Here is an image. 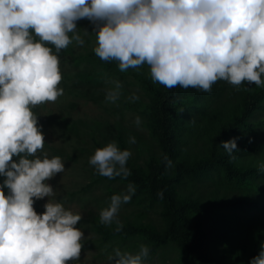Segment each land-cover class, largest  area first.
I'll list each match as a JSON object with an SVG mask.
<instances>
[{
    "label": "clouds",
    "instance_id": "obj_1",
    "mask_svg": "<svg viewBox=\"0 0 264 264\" xmlns=\"http://www.w3.org/2000/svg\"><path fill=\"white\" fill-rule=\"evenodd\" d=\"M83 19L94 26L92 34L78 29ZM93 36L100 60L117 62L121 73L146 64L152 82L168 89L210 93L221 80L237 89L244 82L264 87V0H0V264L80 260L84 232L77 225L83 217L51 199L55 191L48 181L65 172V164L44 152L33 109L64 95L61 51L74 42L83 47L85 37ZM113 83L106 102L120 99L123 85ZM220 147L235 160L236 139ZM131 155L113 141L96 149L89 164L101 177L127 179ZM164 159L170 168L172 161ZM135 192L129 184L113 195L99 223L115 221V232H121V205ZM158 196L163 199V191ZM45 198V211L38 214L34 205ZM149 252L144 244L135 254L116 248L109 260L143 264ZM250 264H264V245Z\"/></svg>",
    "mask_w": 264,
    "mask_h": 264
},
{
    "label": "trees",
    "instance_id": "obj_2",
    "mask_svg": "<svg viewBox=\"0 0 264 264\" xmlns=\"http://www.w3.org/2000/svg\"><path fill=\"white\" fill-rule=\"evenodd\" d=\"M80 60L95 66L96 72L80 74L88 82L104 79L116 67L115 61L104 62L95 53ZM145 68L135 76L148 96L142 111L160 154L144 166L126 165L131 171L127 179L103 177L84 193L103 181L126 188L132 184L136 192L126 205L162 209L164 228L127 222L116 233V225H102L93 217L87 221L98 238L82 250L94 248L100 256L116 248L137 253L144 244L150 249L146 259L175 248L181 264H250L264 245V170L244 161L264 154V144L259 143L264 134L252 137L264 130V87L244 82L237 89L221 80L210 93L191 87L168 89L153 83ZM233 137L240 144L232 154L235 160L220 147ZM120 147L126 150L122 138ZM165 156L172 161L170 168ZM4 179L0 176V184ZM233 190L241 197L234 198Z\"/></svg>",
    "mask_w": 264,
    "mask_h": 264
},
{
    "label": "rangeland",
    "instance_id": "obj_3",
    "mask_svg": "<svg viewBox=\"0 0 264 264\" xmlns=\"http://www.w3.org/2000/svg\"><path fill=\"white\" fill-rule=\"evenodd\" d=\"M77 27L81 30L86 29L92 34L94 26L87 19H83L77 22ZM96 46L93 36L85 37L83 47L77 46L74 42L67 49L62 50L59 58L63 80L59 87L64 89V95L54 103H44L33 109L38 115L39 125L42 126L45 136L44 152L49 158L61 157L65 164V172L57 174L48 181L55 191L51 199L63 202L66 208L82 214L83 219L77 225L84 232L82 249L94 245V241L98 238L87 219L95 217L99 220L100 212L109 206L110 198L127 190L119 182L103 181L84 193L93 182L103 179L89 164V158L94 155L95 150L113 141L121 149L122 138L126 150L132 153L126 164L131 167L144 166L151 156L160 154L157 143L146 126L147 118L142 111V107L149 100L135 76V71L138 72L141 67L121 73L116 62L114 63L116 67L98 82L81 79L80 74L96 72L93 64L80 60L94 53L93 49ZM145 71L147 76H150V69L145 68ZM117 80L123 85L120 99L116 103L106 102V92L114 88L113 82ZM133 94L139 96V100L135 102L130 100L129 97ZM137 116L141 121L139 125L135 123ZM260 133L264 134V130L257 131L252 137H257ZM130 137H135V144L129 143ZM233 139H236L237 146L240 145L237 137ZM259 143L264 144V135ZM244 163L253 167H264V154L254 160L249 158ZM7 192L8 190L5 194ZM241 195L239 191H232L234 198ZM47 202L48 198L36 202L34 207L38 214L45 211L44 205ZM118 219L122 224L131 222L138 225H153L159 231L163 230L165 224L162 209H147L126 204L121 205ZM113 225H116L115 221L110 226ZM110 255L112 252L100 256L94 248L82 250L80 260L70 261L69 264H114V261L109 260ZM143 264L181 263L178 251L175 248H168L164 255L146 259Z\"/></svg>",
    "mask_w": 264,
    "mask_h": 264
}]
</instances>
